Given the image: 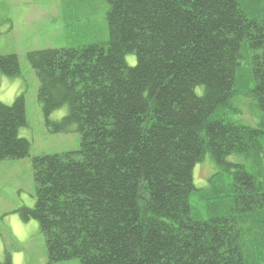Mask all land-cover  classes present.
Listing matches in <instances>:
<instances>
[{"label": "trees", "instance_id": "16d2710c", "mask_svg": "<svg viewBox=\"0 0 264 264\" xmlns=\"http://www.w3.org/2000/svg\"><path fill=\"white\" fill-rule=\"evenodd\" d=\"M105 1L106 42L26 53L46 123L67 106L52 131L75 126L80 138L77 150L31 160L36 201L20 215L38 222L48 263L264 264V172L228 160H264V7ZM0 71L20 73L16 54L0 55ZM239 91L259 125L222 112ZM25 124L23 95L0 102V161L29 154ZM205 155L218 170L198 189L192 170ZM0 264H12L8 252Z\"/></svg>", "mask_w": 264, "mask_h": 264}, {"label": "rangeland", "instance_id": "374dc122", "mask_svg": "<svg viewBox=\"0 0 264 264\" xmlns=\"http://www.w3.org/2000/svg\"><path fill=\"white\" fill-rule=\"evenodd\" d=\"M258 1L255 8L260 12L264 0ZM107 10L105 0H0V55L16 54L20 68L15 76L0 71V102L10 105L23 95L26 124L19 128L18 135L30 143L26 157L0 161V262L8 252L12 264H50L38 222L20 215L21 209L32 208L36 201L31 160L41 154L74 151L80 144L75 126L65 132L52 131L53 125L67 114V106L52 111L48 117L50 124L46 123L37 99L39 81L26 53L106 42ZM135 61L134 55L126 56L129 65H134ZM241 68L245 71L247 64H242ZM200 90L201 87L196 88L198 94ZM254 103L246 93L239 91L232 98L230 108L222 112L230 120L257 126L263 118ZM228 160L241 162L253 173L264 172V160L258 163L254 157L236 154ZM217 170L212 158L205 155L193 167L194 185L207 189ZM190 202L198 209L204 206L195 194ZM52 264H79V261Z\"/></svg>", "mask_w": 264, "mask_h": 264}]
</instances>
